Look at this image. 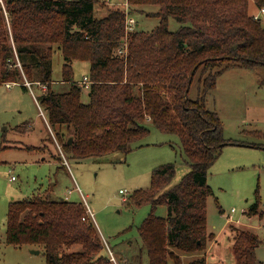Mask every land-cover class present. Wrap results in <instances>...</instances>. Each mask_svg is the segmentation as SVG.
I'll return each instance as SVG.
<instances>
[{"label": "trees", "instance_id": "obj_1", "mask_svg": "<svg viewBox=\"0 0 264 264\" xmlns=\"http://www.w3.org/2000/svg\"><path fill=\"white\" fill-rule=\"evenodd\" d=\"M99 3L108 7L97 15ZM126 3L129 9L157 4L158 10L147 14L156 15L158 24L151 29L136 25L127 32L130 12L125 4L102 0H5L4 9L0 4V82L46 86L38 101L61 149L73 157L127 151L149 134L146 121L161 132L177 134L188 172L168 186L175 164L157 165L150 185L133 190L125 201L151 206L137 226L149 264H184L183 253L204 252L215 236L207 231V173L222 147L233 142L224 137L217 112L207 107V94L227 67L264 64V24L250 10V3L259 8L264 0ZM170 16L179 23L175 30L168 28ZM54 44L63 53V80L70 81L65 91L51 87ZM77 59L89 61L88 101L72 80V61ZM195 75L198 91L192 98ZM161 204L168 209L165 216L155 213ZM258 211L254 202L246 213ZM230 230L236 264H255L258 234L234 224ZM5 240L42 247L45 264H115L83 202L66 197L37 193L9 201ZM73 244L81 249L69 251ZM185 264H206V258L197 255Z\"/></svg>", "mask_w": 264, "mask_h": 264}, {"label": "rangeland", "instance_id": "obj_2", "mask_svg": "<svg viewBox=\"0 0 264 264\" xmlns=\"http://www.w3.org/2000/svg\"><path fill=\"white\" fill-rule=\"evenodd\" d=\"M102 1L112 6L126 3V0ZM0 4L4 9L5 0H0ZM106 7L97 4L96 14L104 13ZM124 8L134 17L138 29H151L159 22L156 15L147 14L158 10L157 4L131 6V9L125 5ZM250 10L257 12L258 8L250 3ZM261 19L264 24V14ZM178 26L177 20L170 16L168 28L175 30ZM63 61L61 48L54 44L51 87L56 91H65L70 86V81L63 80ZM72 68V80L78 82L88 78L89 61L73 60ZM197 78L195 75L190 84L192 98L197 95ZM263 79V63L253 67L232 65L217 76L215 87L207 94V107L217 112L224 137L233 142L222 147L207 173L211 187L206 207L207 228L217 234V242L207 243L206 254L194 252L205 256L206 264H236L231 224L258 234L255 264H264V213L263 217L259 215L260 211L264 212ZM7 82H0V264H45L42 247L5 240L9 201L37 193L85 203L84 196L100 237L105 241L107 255L106 244L113 251L115 260L112 262L121 264L125 259L149 264L137 226L150 213L151 206L144 203L135 207L123 198L129 199L130 193L137 188L148 187L152 169L157 165L175 164V173L168 186L188 172L190 167L184 161L179 136L161 132L146 121L149 134L127 151L73 157L60 151L56 132L45 119L46 114L38 101L45 90L43 85L29 82L27 88H23L19 82ZM82 99L89 100L86 88H83ZM65 133L64 137L68 135ZM254 202H258L259 211L249 215L246 211ZM167 212L162 204L155 209L158 215L165 216ZM80 249V244L68 247L69 251ZM189 254L181 255L184 264L193 255Z\"/></svg>", "mask_w": 264, "mask_h": 264}, {"label": "built area", "instance_id": "obj_3", "mask_svg": "<svg viewBox=\"0 0 264 264\" xmlns=\"http://www.w3.org/2000/svg\"><path fill=\"white\" fill-rule=\"evenodd\" d=\"M125 5H127V3H125ZM126 11H127V10H126ZM262 14H264V6H260V7L258 8V11H257V12H254L253 17H254V18H259V17H261ZM135 26H136V20L134 19L133 16H130V15L127 13V15H126V24H125V29H126V31L128 32V31L133 30V29L135 28ZM117 52H118V53H123V52H124V49H122V48H118ZM12 82H13V81H12ZM9 83H10V81L7 82V84H9ZM27 83H29V82H27ZM78 84H79L82 88H86V89H88V88H89V84H90V80H89L88 78H87V79L84 78V79L79 80V81H78ZM42 85H43V87L46 89V86H45L44 84H42ZM45 119H46V121H47L46 116H45ZM47 122H48V121H47ZM57 143H58V141H57ZM58 147H59L60 151H62L61 146H60L59 143H58ZM62 154H63V153H62ZM12 177H13V176H12ZM82 196H83V194H82ZM83 198H84V200H85V203H83V205H84V207H85L86 214H87L90 218L93 219V213H92V211H91V209H90V207H89V205H88V203H87V201H86V199H85L84 196H83ZM123 200H125V198H123ZM231 210L234 211V208H232ZM102 240H103V238H102ZM103 243L105 244V241H104V240H103ZM106 247H107V249H108L109 258H110L111 260H115V258H114V254H113V251H112L111 249H109V246H108L107 244H106Z\"/></svg>", "mask_w": 264, "mask_h": 264}, {"label": "crops", "instance_id": "obj_4", "mask_svg": "<svg viewBox=\"0 0 264 264\" xmlns=\"http://www.w3.org/2000/svg\"><path fill=\"white\" fill-rule=\"evenodd\" d=\"M27 82L28 81H25V84L27 85ZM207 231L208 232H212V233H214L215 234V232H213V231H211V230H209L208 228H207ZM217 234H215V236H214V238L213 239H211V240H209L210 241V243H212V241H216L217 242ZM208 241V242H209ZM191 254H193V255H191ZM191 254H189V255H191V257L190 258H192V257H194V256H197L196 254H194V253H191ZM204 254H206V250L204 251ZM200 255V254H199ZM187 256V255H186Z\"/></svg>", "mask_w": 264, "mask_h": 264}, {"label": "water", "instance_id": "obj_5", "mask_svg": "<svg viewBox=\"0 0 264 264\" xmlns=\"http://www.w3.org/2000/svg\"><path fill=\"white\" fill-rule=\"evenodd\" d=\"M71 140H72V137H71V136H69V138H68V140H67V143H70V142H71ZM32 251L38 252V250H36V249H33Z\"/></svg>", "mask_w": 264, "mask_h": 264}]
</instances>
